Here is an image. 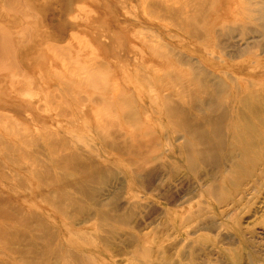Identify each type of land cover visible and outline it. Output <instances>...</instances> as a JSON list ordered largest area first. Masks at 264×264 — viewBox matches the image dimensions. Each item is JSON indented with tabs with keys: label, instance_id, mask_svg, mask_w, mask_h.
Returning a JSON list of instances; mask_svg holds the SVG:
<instances>
[{
	"label": "rangeland",
	"instance_id": "1",
	"mask_svg": "<svg viewBox=\"0 0 264 264\" xmlns=\"http://www.w3.org/2000/svg\"><path fill=\"white\" fill-rule=\"evenodd\" d=\"M32 1L33 2L26 3L29 9L33 12L31 14L33 17L30 16V18L32 19V25L34 26L39 25V27L41 26V28L45 26L44 28L47 29L49 32H51V36L52 34H55L57 32L54 39L58 38L60 31L58 26V19L59 20L61 19L62 21L63 30L65 29L64 28L65 24H67L66 22L67 19L65 18V16L74 21L76 19V22L78 21L80 26H83L75 30V32H77L75 36L77 37L78 41L72 40L74 46L77 47L76 49L74 48L75 50H73V54L74 51L76 52V55L78 54L77 59L75 61V65H73L72 67L77 68V71L78 69L82 70L83 67H85V69L87 68V70L89 71L90 68H94L95 66V68L97 69V72L95 73L96 76L95 81L98 83L95 84V87H92L90 84L89 85L86 84L87 85L86 86L84 83H83L84 85H81L79 83L75 85L73 83L75 86H70L69 84L68 87L69 89L71 88V90H70V94H66L67 98H65V100L70 102V105L66 107V110L69 112L68 116L70 117L71 115L74 116L75 118L78 119L77 121L85 123V125L95 127L96 125L95 122L97 120L103 119L105 117L106 120H109L111 116L108 113H105L106 111L100 102L105 100L107 101L113 100L115 99L116 96L117 97L115 100L120 99L118 97L120 95L122 98L123 96L120 92L123 88H128V90L134 91V94L136 92V94L141 97V98L140 97L137 98V95L135 96L136 99L134 100V102H132V106L134 108H139V106L142 104L144 108L145 107L152 108L153 107L152 100L147 98V96H149L148 93L152 91L154 92L153 101L158 102V107L160 112L163 109H166L167 106L168 107L174 106L175 103L178 107L179 106L182 108L185 107L184 108L185 111L183 112L184 113L186 112L185 114L188 116L189 114L188 111H189L190 119L195 120L196 122L200 120L201 115L202 118L204 116L200 104L202 99L201 100L198 99V96L199 93L201 92V89H204L205 87H207V85L209 87L211 86V88H208L209 90L210 89L213 90V88L215 89V87L222 82V85L226 86V92L220 91L218 95L220 96L223 103H227V104L233 103V106H235L237 104L236 96L238 94L237 92L239 89H240L239 94L243 96L247 94L251 89H253V87H249L250 81H252L253 83H259V82L264 83V51H263L264 44L263 46L258 48V50H255L253 48V45L255 43L257 42L261 43V40L263 39V35L260 33H250L243 29L242 34L240 36L234 34L231 35L230 38L228 39L223 38L221 40V43L217 44L220 48L225 47V50L223 51H221L220 49L216 50L215 48H211L209 45H207L208 48L191 46L187 43L178 46L179 49L184 48L185 55L189 54L191 55L192 58H198V57L201 58V56L205 57L206 54L209 53V56L207 57L208 59L211 60L210 62H212L214 66H200L198 63H195L194 60L192 61L194 65L187 67L175 66L171 68H166V67L146 68V67H150L151 62L145 60L144 58H141L140 53L139 56L138 55L136 56L135 54H130L128 52L125 53L124 51L125 47L123 41L125 39L124 34L120 33L118 29L113 28V24L122 23V20H125L124 17L121 16L119 17L117 14L113 15L115 14V10H117L118 7L117 4H119L118 3L119 0H51V1L32 0ZM244 2L247 3L246 6L244 5ZM249 2L253 5L249 4ZM131 3L133 5L136 4L135 2H131ZM222 4L226 10H229L230 16L232 17L239 16L238 11L241 10L242 8L246 9L248 7L246 10L253 11L252 12L253 15L248 19L246 18L247 19L246 28L249 27L250 28L249 31L254 26L250 23L251 22L253 24L257 23L256 20H253L255 12L259 11L260 9H261L260 11L264 10V0H253V1L223 0ZM227 5H228V9L226 8ZM106 6H110V8H106ZM112 6H116V9H113ZM81 8H83L84 10ZM253 8L255 9V11ZM106 9L111 10L109 13L110 15H106ZM88 11L91 12L90 16L86 15V12ZM128 12H130V10H128ZM36 14L37 16H35ZM135 16H137L135 20L138 22L139 21L148 22L145 23V25H152L149 22H153L152 28H155L157 26L156 25V23H158L157 19L152 18L150 21H147L148 17L146 15L142 17L141 13H137L135 14ZM10 18H12V16ZM14 18L16 17L14 16L12 18L13 19L12 22L14 21ZM26 18H27L26 20L30 19L28 17ZM221 20L227 23L231 20V18H222ZM87 23L88 26L91 28L86 27ZM261 23L264 24V22ZM0 24H2V26H5L7 24L6 20H2L0 18ZM9 24H7V28L10 27ZM162 24L164 26H167L165 23ZM139 29H141V31L144 33H148L147 30L149 31L150 27L146 28V27H140L138 25L134 30H132V32L136 34L137 37L139 36L137 32L139 31ZM160 33L162 37H164L166 34L169 33L171 34L169 29L161 30ZM218 36H222V35L218 34ZM65 38L68 39V36L66 35ZM209 38L213 39V37L210 36ZM136 41L137 40H134L135 45H136ZM88 42L89 44H87ZM173 45L177 46L176 44ZM212 46L214 45L212 44ZM227 46L230 47L229 50L227 49ZM136 47L138 46L136 45ZM241 55L242 57L240 58L239 56ZM176 58L177 60H179L178 57ZM74 60L75 57L73 61ZM73 61L69 62V64L72 63ZM92 63L94 64L93 67L87 65ZM142 64H144L146 67L142 68ZM29 68L30 70L40 72L44 76L45 79L44 81H46V83L53 88V89L51 88L52 90L56 88V81L55 78H53V75H51L53 73L50 70L52 69L50 66L43 67V66H38V64H36L30 66ZM54 69L62 71L63 66L58 65L55 66ZM103 71H105V73H103ZM109 71L115 72L113 77H109ZM199 72L201 73L199 74ZM62 73H65V71H62ZM83 76L88 79L90 75L86 73ZM200 76L203 77L201 78ZM78 77H79L78 79L81 78L80 76ZM130 77L134 79L132 80L133 84L132 83L130 84L131 82ZM66 78L67 79H63L64 82L68 81V77ZM172 78H174V81L172 80ZM141 79L143 80V82L141 83L138 82ZM202 79L205 80V82ZM43 92L44 90L39 92L35 90V94L32 93V95L30 96V100L36 101L37 102L36 104L42 103L40 107L41 110L45 109V111L47 112L43 111L41 113L36 109H34V107L31 109L29 107H25V109L23 107H20L14 110L4 109L3 107H1L0 110L5 113L8 110H10L11 113L9 114L7 113L8 115H13L16 118V120H18L20 123L22 124L24 123L31 129L33 128L32 130L35 129L34 128L35 126L37 127L42 126L44 127V129L50 132L56 130L57 135L53 136V139L59 138L57 136H64V132L71 133L70 131L72 130L68 128L66 121L59 119V117L55 114L56 112H58V109H56V111H53L55 110L54 108L56 106V103L60 101V99L58 97L55 98V100L49 99L50 101L46 97H45L46 99L45 98L40 99L41 96L39 95L42 94ZM224 93H226L225 96ZM218 95H216L215 93V96H217L215 101H217L219 97ZM169 101L172 102L173 104L170 103ZM51 102H54L53 103L54 105L52 107L48 106L47 104V103L50 104ZM202 102L204 103L205 101ZM45 103L47 104L46 106H44ZM197 104L199 108L195 109L197 108ZM202 106L204 107L203 104ZM15 110L20 112L15 113ZM26 111L28 112L25 114ZM221 112L222 110L220 111V109H217L215 113L212 112V114H214L215 116H220L222 115ZM208 113L206 115L208 116L211 115V112L208 111ZM249 116L253 118V122H251L250 117H248L247 120L244 121L245 123L243 124V130L244 127L249 128L250 126H254L255 134L257 133L259 134L257 135L258 138L255 140V145H256V147H254L255 155L251 153H249L248 155L244 154L245 157L242 156L243 158L241 157V160L237 159L235 160V162L233 161L235 158L231 157L232 159L229 158V160L233 162H229L228 164L227 162L225 164V162L223 161V159L226 158L228 155L226 152L228 153L237 152L236 154H239V151L241 152L244 146V145L241 146V144H244V140H242V138H239L238 148L229 145V143L232 144V142H234L232 140H234L233 136H234V132L236 131L237 123L234 122L236 116L228 114L227 116L229 117L228 123L218 122L219 125L217 126V128H224V129L228 128L227 129L228 131L225 132V137H224L225 142L223 143L225 144L227 142V144L225 145V147L222 148V150L225 151L223 152L222 155H220V160H221L220 169L216 170L217 168L215 167H212L213 168L212 169L210 167L205 168L203 166L202 168H200L198 164V166L196 165V172H197L196 174L190 172L186 160L198 158V157L193 155H189L191 156L189 157L187 155H184L185 153H183L180 150L181 149L180 146L182 144L185 143L194 144V141L192 140V138L186 136V133L184 132L185 131L184 128L181 127V125L178 123L177 120L174 121V131L169 130L170 133L174 132L173 137H171L172 140L162 141L161 140L162 131L164 130V132L166 133L167 130L169 129L168 126H170L171 124H167V122L165 121L157 123L156 121L157 116L156 113L154 112L142 113L141 115L139 113V116L135 115V118L141 119L142 121L141 124L143 126L140 124V126L143 127L142 131L144 130L151 131L152 129L156 131L155 133H157V136L159 134L160 140H158L157 142L159 143L163 142V143L160 144V146H156L157 148L153 146L142 147V145L139 146L137 145L135 147L132 145H127L122 147V146H117L115 141L113 142V144L116 145L115 147L113 145V148H115V150L112 148L111 145L112 143L110 144L111 147H102L101 142L98 139L96 140L93 139L94 137H92L91 135L92 133L89 134L85 128H81L79 125L78 128L76 129L77 133L84 136L82 138H85L89 142V144L93 146H89V144H85V142L80 140V142H82L81 143L82 145L80 144V146L78 147L77 163L72 162L71 166L67 164L70 168H68V166L65 167L66 165L64 167L67 168V170H69L67 171L66 174H72L75 177L77 176V174L78 175L96 174L93 181H87L88 182L87 184L90 185V186L87 185L88 187L86 188L87 192H89V195L88 198L84 199L83 203L78 204L77 205L78 207L72 206L71 203H69L68 201L71 202L70 199L71 196L72 197L75 196L73 194L72 195L70 194V191L66 186L60 185L59 187L57 184V188L55 187H53L52 189L48 188L49 185H47L48 183L45 181L46 174L43 172L44 165L41 164L40 162L29 163L28 161L25 160L27 158L25 159L23 158L24 161L19 162V164L0 163L1 164L0 168H2L0 174H12L11 176H14L13 179L15 181L18 180L22 182L21 185H18L15 182L14 183L15 185L13 184L14 186L10 187L9 190L0 185V191H1L0 195L2 194L0 197L4 199L5 205L7 204L6 205L7 207L9 205L10 206L12 205L16 208H21L23 210L21 209L18 210H20V212L25 214H29L31 212L35 214H37L38 212V215L40 214L39 217L41 222L44 223L45 226L44 229L50 232L52 240L54 239L53 240L54 254L52 255V257L55 258L53 259L51 257L50 260L48 259V261L52 260L51 263L53 264H55V260H56V264H60V260H58V258L60 257V253L65 255L64 252H66L67 250L75 252L73 253V255H75L76 257L78 256L77 259H79L80 264H155L156 260L158 259V255L160 251L163 250L162 248H164V250L169 249L170 254L177 253L175 252L177 249H179L180 251L184 249L182 256L184 255L183 259L186 258L188 256V255L186 256V254H188L187 252L189 251L190 246L194 241L198 242L195 243L197 246L193 244V246H195L196 249H198V256H197L198 260L196 261V264H203V262L204 261L206 262L207 260L210 262H216L217 260H219V258H217L219 256H221L222 260L225 261L227 264H231V260L229 258L227 259L224 256L225 253L224 250L234 249L235 251V248L238 246L237 244H235L234 246L231 247L227 245V242H225L226 245L224 243L221 244L217 243L216 237L218 234L225 235L223 237L229 240H231V238L233 239V237L235 236L234 241L238 242L239 244L238 252L235 251L236 253L234 254L235 260L241 261L243 257L245 258L247 257L246 255L249 252L251 253L252 260L254 261V263L263 264L264 263V142L262 141L264 140V114L263 113L260 114L258 116V119L254 118L251 115ZM51 118H56L57 121H52ZM147 118L150 120L149 123L146 122ZM249 122H251V124ZM260 122L262 125L260 124ZM115 124H117V121H115ZM125 132L129 133L130 131L128 132L125 130ZM136 138L138 137L136 136ZM185 139H187L188 141ZM149 142H154V141H149ZM139 147L144 148V150L138 149ZM145 148L147 150H145ZM197 148L198 147L195 146L190 147L192 151H195ZM149 149L151 150V152L153 151L152 153L149 152L150 154L148 153ZM132 150L133 153L135 152L134 154L131 152ZM258 150L260 152H258ZM117 151L120 152L118 153ZM143 151L144 153H142ZM129 152L131 153V155L133 154L132 157L131 155L130 156L128 155ZM260 153L262 156L259 155ZM133 157L134 158L137 157L139 160L142 161V162L141 161L138 162V165H140L139 168H142V171L140 173L138 172L137 174H135L136 175L135 178L137 179L138 182H136V180H133L132 178L131 180H129L130 178L129 174L130 172H133L131 170H134L133 168L134 163H136L137 162L136 160H138L137 158H135L136 160L133 159ZM130 158L133 159V163L131 162V164H133L131 168H130L131 165H129ZM254 162L256 164H254ZM125 163L127 166L125 165ZM232 164L234 166L237 164L236 166L239 169H235ZM260 164H262V166ZM3 165L10 168L11 171L10 170L3 171V168H5ZM17 165L18 166L21 165V166L18 168ZM224 165L225 168L223 167ZM21 168L24 169L27 168L28 170L23 171ZM30 168H32L31 171ZM86 168L87 170L91 169V171L89 170L87 171ZM207 169L209 170V172ZM213 170L216 171L217 173L215 174L216 175L215 181L217 182V185L221 184V187L225 189L224 193H226L225 195H227L228 198V201L227 199L221 201V205L217 203V201L214 199L212 194L209 193L204 194L201 192L205 188V186L202 185L203 183H205L206 186H208L210 185L209 182L212 183V181H214L211 180V175L213 173ZM30 174H40L41 181L44 183V185L46 184L48 186L47 187L48 190L50 189L48 194L51 197V199L54 200V202L57 203V201H59L58 199L60 198L61 209L62 207L63 209L65 208L64 210H62L64 216L58 214L57 212L54 213L53 210L45 208L44 207L45 205L39 202L37 204H33V205L31 204V202L29 201L30 198L33 200H36L38 198L40 199L42 195L40 194L39 186H36L34 183H32V186H30V182H29ZM226 179L228 183L226 182ZM25 180H27V182H25ZM70 180H73V177L71 178L67 177V181L69 182ZM3 181H5V179ZM131 181H133L132 182L133 184L131 183ZM144 182L148 183L146 184L148 187L141 188L139 190L138 187L139 188L141 187L140 183H144ZM242 184H244L246 188ZM58 187L60 188V190H58ZM153 188L157 189V191H154L155 192L154 194L149 192V190L150 191L154 190ZM76 197H78V199L81 198V196L80 197L76 196ZM64 198L65 201H61L64 200ZM232 199L233 201L231 202ZM66 201L67 204H65ZM234 202H236L237 204L236 203L234 204ZM226 204L227 205L229 204L228 205L229 207L228 206L226 207ZM31 205L34 208L32 210L30 209ZM236 205H238V208ZM171 209L176 211V213L179 214L180 218L183 217L182 220L184 218L186 219V217L189 216L188 214H194V215L199 214L201 219H199L200 221L194 220L188 223L185 226V228L182 227L179 229L180 224L178 223H180V221H178L176 224L171 226L170 223L172 222H170V219L168 217L166 218V213H165L166 210L170 211ZM117 210H118L117 213L120 215L122 214L131 215L132 218L127 222V226H119L116 221L111 222L110 220H108V218L106 219L98 218V216L100 215L109 214L110 212ZM65 211L67 213H64ZM65 214H67V216ZM88 220H90L91 222H89ZM69 222L74 224V226L72 224L70 226V224H68ZM199 222L200 223L206 222L207 225L208 223L209 225L211 224L210 226L209 225L208 226L212 230L206 229V231H200L198 234L189 236L186 233V231L189 232L188 230L191 231L192 228H196ZM71 228H73L75 231H73V229ZM54 232L56 233V235H54L55 234ZM100 238L101 240H99ZM134 240H136L138 243L137 242L136 244L133 243L135 242ZM177 241L179 243H177ZM42 242L43 241L41 242L37 241V244L40 243V245L39 244L38 245L43 246L44 243ZM87 244H89V246ZM173 244L175 245L173 246ZM1 246L2 245H0V248ZM218 246L221 247V250L223 249L224 250L219 251ZM17 247H19L20 249L22 248V246L19 245V243ZM64 247L66 250L64 249ZM61 249L63 250L62 251L63 253L60 252ZM143 249H145L146 251ZM31 250H36V249L30 248V251ZM38 251L40 250L38 249ZM211 251H213L214 253ZM219 252L220 254H218L217 256L216 254ZM55 255L56 256L59 255V256L56 257ZM4 257L6 256L0 255V261L8 262L9 264H14V263L17 264L19 262L13 256L8 255V257L6 258ZM83 258H85V260ZM213 258L216 260H214ZM18 264H22V263L19 262Z\"/></svg>",
	"mask_w": 264,
	"mask_h": 264
},
{
	"label": "crops",
	"instance_id": "2",
	"mask_svg": "<svg viewBox=\"0 0 264 264\" xmlns=\"http://www.w3.org/2000/svg\"><path fill=\"white\" fill-rule=\"evenodd\" d=\"M145 1H147V0H120L118 2L120 4H117L118 5L117 10H115V14H113V15L117 14L119 17L121 16V17L125 18V20H122V23L113 24L114 29H118L120 31V33L124 34L125 39L123 41H124L125 53L128 52L130 54H135L136 56L137 55L139 56V53H140L141 58H144L145 60L151 62L150 67H146L144 64H142V68L143 67H146V68H156V67L171 68V67H175V66L186 67L187 65L192 66V65H194V63H192L193 59L195 60V63H198L200 66H214V64H212V62H210L211 60L208 59V57H207V56H209V53H207L205 57L201 56V58L200 57L192 58L191 55H189V54L185 55L184 48L179 49L178 46L181 44L187 43L191 46H198L200 48L201 47L208 48L207 45H209L211 48H215L216 50L220 49L221 51H223V50H225V47L220 48L217 45L218 43H221V40L223 38L228 39V38H230L231 35H234V34H236L237 36H240L242 34L243 29L249 32V27L246 28L247 27V22H246L247 15L244 12H243V14H241L240 11H238L239 16H237V18H236V16L235 17L230 16L229 10H226L222 4L223 0H218L217 2H215L214 6L216 8L214 9V12H210L206 15H205V12L203 10V8H205L204 7L205 4L201 0H199V1L197 0V2H196V0H190L193 2H190L189 0H188L189 2L187 0H184V1L183 0L182 1L176 0L177 4H179L178 5L179 7L177 6V4L175 5V1L172 2L173 0L172 1L170 0L171 2L169 0L168 1L165 0L167 2H164L163 0L162 1L161 0H155V1H157L156 3L153 0L154 4L151 0H148L147 2H145ZM194 1L199 6L197 4H195ZM131 2H135L137 5H140V6L133 5ZM143 2H144V4H143ZM149 2L152 6L149 4ZM181 2H182V4H181ZM147 3H148V5H147ZM166 3H168V4H166ZM191 3H194V5L192 4L193 7H190ZM163 4H165V5H163ZM172 4L175 6V8H173V6H170ZM187 4H189L188 5V7H190L189 9L188 8L185 9V7H187ZM141 5H144L145 8H143L144 6L141 7ZM160 5H162V6H160ZM167 5H169L170 8ZM184 5H185V7H184ZM196 5H197V7H196ZM153 6L155 7V9L152 8ZM112 7H113V9H116V6H112ZM131 7H133V8L131 9ZM167 7L169 9H166ZM177 7L179 8V10H180V7L182 9L179 13V15H180L179 17L176 16V15H178V12H179V10H176ZM106 8H110V6H106ZM138 8L140 11L137 10ZM151 8H152V10L154 9L153 10V12H154L153 16H151L152 15ZM198 8H200V9H198ZM226 8L228 9V5ZM142 9H146V10H142ZM161 9H162V12H161ZM128 10H130V12H128ZM155 10H158V14H157V12H155ZM164 10L165 11L168 10V11L165 12ZM190 10L191 11L193 10L195 12H193V11L191 12ZM110 11H111L110 9L109 10L106 9V15H110L109 14ZM132 11H133V13H132ZM137 11H139V12H137ZM163 11L165 13H167V15L165 13H163ZM116 12H118V13H116ZM144 12H146V13H144ZM168 12H169V14L171 13L170 19L168 17ZM103 13H105V12H103ZM137 13H141L142 17H144V15H146L148 17L147 21H150L152 18H154V19L158 18L157 19L158 23H156L157 26L155 28H152L153 22H149L152 25H145V23H148V22L136 21L135 18H137V16H135V14H137ZM190 14L193 17H191ZM86 15L90 16L91 12H89V11L86 12ZM173 16L174 17L176 16V18H178V19H175ZM181 16L186 17V19L182 18ZM243 16L245 18H243ZM128 17L130 18V20ZM132 17L134 18V20ZM150 17H151V19H149ZM172 17L177 22L179 20L178 23H181V24H184L185 23L184 21H186V23L188 25L187 29L190 28L192 30H190V29L186 30V26H187V25L185 26L186 23L184 24L185 28H183L184 26L183 27L177 26L179 24H177ZM238 17L239 18L241 17V18L239 19ZM23 18H25V20L22 18H18V17L14 18L12 25L10 23V27H8L9 29L7 28V33H6L7 35L2 40L0 38V40H1L0 41V44H1L0 45V52H1L0 53V92H1L0 93V99L3 98L6 100V102L4 100H0V104L2 103L0 105V108L3 107L4 109L6 108V109H13L14 110V109H17L20 107H23L24 109H25V107H29L30 109L34 107V109H36V110L38 109L37 111H39L41 113H42V111L47 112V111H45V109L41 110L40 107H41L42 103L36 104L37 103L36 101L30 100V96L32 95L31 92L34 91L33 93L35 94V90H37V92L44 90V92L39 95V96H41L40 99L46 97L48 99H54L55 100V98L58 97L61 102L58 101L56 103V106L54 108L55 110H53V111H56V109H58V112H56L55 114L59 117V119L66 121L68 128L71 129L72 131H70L71 133H65L64 132V136H57L59 138L53 139V136L57 135L56 130H53L50 132V131H47L46 129H44V127H42V126H39V127L35 126L34 127L35 129L32 130L33 128L31 129L27 125H25L24 123L23 124L20 123L18 120H16V118L13 115H8L9 113H11L10 110H8L6 113L5 112L3 113V111L0 110V119H1L0 120V127H1L0 128V142H1L0 143V163H12V164L19 163L21 161H24L23 158H27V155H28V158L26 159V161L28 160L29 163L38 161L44 165V171L43 172L46 174L45 175V178H46L45 181L50 185L49 187L48 186H45V187L52 189L55 186L57 187V183L53 182L54 183L53 184L51 182L53 180L52 177H57L58 175L60 176V174L62 173L58 167L59 164H56V162L61 163V159L59 160V157L62 154L70 155V152H71L73 156L72 155H70V156H72V157L76 156L72 162L77 163V161H78V147L82 143V142H80V140L85 142V144H89V142L85 138H82L84 136L77 133L76 129L78 128L79 125L81 128H85L89 134L92 133L91 135H92V137H94L93 139L94 140L98 139L101 142L102 147H110L112 140L115 141V143L117 145L119 144V146H123V144H126V145H132V146L142 145V146H147V147L148 146L156 147V146H160V144L163 143V142H161V143L157 142L158 140H160L159 134L157 136V133H155L156 131H154L152 129H151V131H145V130L142 131L143 127L140 126V124L142 122L141 119L135 118V115L139 116V113L141 115L142 113L154 112V113H156V116H157L156 117L157 123L165 121V122H167V124H171L170 126H168L166 124L169 127V129L167 130L166 133L162 129L163 131L161 133L162 134L161 140L162 141L172 140L171 137H173L174 132L173 133L169 132V130L174 131V121H173L174 120V112H172L173 111L171 109L172 106H169V107H167V109H163L160 112L159 107H158V102L153 101L154 92H152V91H150L148 93L149 96H147L148 99L152 100V103H153L152 108L151 107H145L144 108L143 104L140 105L139 108H134L132 106V102H134V100L136 99L135 96L137 94H136V92L134 94V91L128 90V88H123L121 90L120 93L123 96L122 98L120 95V96H118L120 99L115 100L117 97L116 96L115 99H113V100H110V101L105 100V101L100 102L106 111L105 113H108L111 117L109 120H106V117L103 119L97 120L95 122L96 123L95 127L88 126V125H85V123L77 121L78 119L72 115H71V117L68 116L69 112L66 110V107H68L70 105V102L65 100V98H67L66 94H70V90H71V88L69 89L68 85L70 84V86H75L79 83L81 85H84V84L89 85L90 84L92 87H95V84L98 83L95 81V79H96L95 73L97 72V69L95 68L93 63L87 64L88 66H91V67L94 66V68H90L89 71L87 70V68L85 69V67H83L82 70L78 69V71H77V68L72 67L73 65H75V61H76L77 56H78V54L76 55L75 51L73 54V50H75L77 47L74 46V44L72 43V40L75 39L78 41V39L75 37V35L77 34V32H75V30L79 29L80 27H83V26H80L78 21L73 22L71 19H69L68 17L65 16V18L67 19L66 20L67 24H65V26H64L65 29L63 30L62 21H61V19L60 20L58 19V26H59L60 31H59L58 38L54 39L57 32L55 34H52V36H51V32H49L47 29H45L44 28L45 26H43L42 28H41V26L39 27V25L34 26V25H32V21L26 23L27 18L26 17H23ZM164 18L169 19V21L167 19H166L167 21L166 20L163 21L162 19H164ZM222 18H231V20L229 22L225 23L221 20ZM262 18H264V12H262ZM181 19H182V21H181ZM183 19H184V21H183ZM196 21L197 22L200 21V22L197 23ZM166 22H168V23H166ZM173 22L176 23L177 25L172 24ZM69 23H70V25H69ZM162 23H165L167 26H164ZM216 23H217V25H216ZM73 24H74V26H73ZM138 25L140 27H146V28L150 27V30L148 31L146 29L148 33H144L141 31V29H139V31H137L139 36L137 37V35L134 34L132 32V30H134ZM189 25L191 27H189ZM24 26H26V27H24ZM86 27H89L88 23H87ZM173 27H176V28L174 29ZM15 28H16V30L13 31V29H15ZM89 28H91V27H89ZM166 29H169L171 34L169 33L170 35L166 34L164 37H162V35L160 33L161 30H166ZM183 29H185V30H183ZM20 30L24 34H22ZM185 31H188V32H185ZM15 32H17V33H15ZM18 32H20V34H22V35H20ZM209 32L213 33V36H212L213 39L207 37ZM198 33H199L198 37L200 39L195 38V37H197L196 34H198ZM224 33H225V35H223ZM16 34H18V35H16ZM218 34H220L222 36H218ZM66 35L69 37L68 39L70 41L67 40V38H65ZM15 37H17V38L15 39ZM25 38H26V40H25ZM197 39H199V40H197ZM22 40H24V41L22 42ZM134 40H137L136 45L138 47H136ZM25 41H28V43H30V44H28ZM21 42H22V44H21ZM46 43L48 45H46ZM87 44H89V42ZM173 44H176L177 46H175ZM212 44L214 46H212ZM47 46H48V48H47ZM4 47H6V48L9 47V49H6ZM18 47H19V49H18ZM90 47H91V45H90ZM5 49H6V51H5ZM227 49L229 50L230 47L227 46ZM91 50H93V49H91ZM167 51L171 52L173 55L171 53L168 54L169 52H167ZM49 52H50V54H49ZM58 52H60V53H58ZM51 53L53 56L51 55ZM62 53H63V55H62ZM187 55H189V56H187ZM56 57H59V58H56ZM74 57H75V60L73 61ZM176 57H180L179 60H177ZM60 58H62V59H60ZM65 58L67 60H64ZM59 59L62 61H60ZM71 61H73V62L69 64V62H71ZM11 62H13V63H11ZM185 62H187V63H185ZM36 64H38V66H43V67H47L49 65L52 68V69H50L51 72L53 73L51 75H53V78H55V81H56V88L54 90H52L53 88L50 85H48L46 83V81H44L45 80L44 76L40 72L30 70L29 67L36 65ZM58 65H62L63 66L62 71H66V72L62 73V71L54 69V67L58 66ZM7 66L8 67L11 66V68H8ZM72 68H74V69H72ZM10 69H12V70L10 71ZM71 70L73 72H71ZM8 71H10V72H8ZM86 73H88V75H90L88 79L83 76ZM103 73H105V71H103ZM114 74H115L114 71H112V72L109 71V77H113ZM78 76H80L81 78L78 79L79 78ZM66 77H68V81L64 82L63 79H67ZM25 79H26V81H25ZM36 80H38V81H36ZM132 80H134V79H132L130 77V81H131L130 84L131 83L133 84ZM166 80H167V78H166ZM172 80L174 81V78H172ZM31 82L33 83V86H31L32 85ZM138 82L141 83V82H143V80L141 79ZM14 86H17L15 88H19V93H16L18 91H17V89H15L16 91L14 90ZM19 86H21V87H19ZM34 87L35 88L37 87V88L35 89ZM24 91H25V93H24ZM27 91H28V93H27ZM13 92H15V93H13ZM139 97L140 96L137 95V98H139ZM53 103L54 102H51L50 104L47 103V104H48V106L52 107L54 105ZM61 103H62V105H61ZM4 104L6 106H4ZM47 104L45 103L44 106H46ZM28 111H26L25 114ZM16 112L18 113L20 111L15 110V113ZM166 113H168V114H166ZM4 116H7V118L6 117L4 118ZM128 116H130V117H128ZM6 119H9L10 121L6 120ZM51 120L57 121L56 118H51ZM115 121H117V124H115ZM149 121L150 120L147 118L146 122L149 123ZM66 123H65V125H66ZM7 124H9V126ZM11 124L13 127H11ZM132 124H135V125H132ZM1 125H4V126H1ZM144 125H147V124H144ZM7 126H8V128H7ZM2 128L5 129V132ZM12 129H13V131H12ZM19 129H20V131H18ZM9 130H11V131H9ZM125 130L128 132L130 131V132L126 133ZM7 131H9V132L6 133ZM109 135L113 136V138L110 139ZM153 135H155V136H153ZM136 136L138 138H136ZM164 136H166V137H164ZM3 140H4V142H2ZM22 141L24 142V144H22L23 143ZM149 141H154V142H149ZM7 143H8V145H7ZM16 143H17V145H16ZM39 145H40V147H39ZM16 146H18V147H16ZM24 146H26V147H24ZM49 146H51V147L49 148ZM66 146H67V148H66ZM89 146H93V145L89 144ZM15 149L17 150V152ZM29 149H31V150H29ZM59 150H61V151H59ZM20 151H22L23 156H25L26 154L27 155L25 157H22L20 154L21 153ZM64 151H66L67 153H65ZM15 152H16V154H15ZM34 153H37V154H34ZM38 153H39V155H38ZM51 156H52L53 160H50ZM55 156L58 159V161L56 160V162H54L56 159ZM45 158H48V160L47 159L45 160ZM14 159H15V162H14ZM14 168H15V166H14ZM9 169L10 168H8L6 166H5V168H3V170H7V171H9ZM31 169L32 168H30V170ZM22 170L27 171V168H25V169L22 168ZM0 171H2L1 168H0ZM57 172H59V173H57ZM11 175L12 174H0V185L3 186L4 188H7L8 190L10 187H13L15 185L14 179H13L14 176H11ZM4 179H5V181H3ZM29 182H30V186H32V183L37 185V180L35 181V180L30 179ZM29 201L31 202L32 205L37 204V201H35L31 198ZM32 205H31L30 209H34ZM44 207L48 208V206H44Z\"/></svg>",
	"mask_w": 264,
	"mask_h": 264
},
{
	"label": "bare ground",
	"instance_id": "3",
	"mask_svg": "<svg viewBox=\"0 0 264 264\" xmlns=\"http://www.w3.org/2000/svg\"><path fill=\"white\" fill-rule=\"evenodd\" d=\"M47 1V0H46ZM51 1V0H50ZM120 1V0H119ZM148 1V0H147ZM147 1H145V2H147ZM152 2H153V4H154V1L153 0H151ZM150 1V2H151ZM162 1V0H161ZM164 2H167V1H165V0H163ZM170 1V0H169ZM172 1V0H171ZM170 1V2H171ZM175 1V5L177 4V2H176V0H173L172 2H174ZM179 1V0H178ZM180 1H182V0H180ZM184 1V0H183ZM188 1V0H187ZM190 1V0H189ZM188 1V2H189ZM199 1V0H198ZM202 2H204V7L205 8H203V10H204V12H205V15L206 14H208V13H210V12H214V9L216 8L215 6H214V4H215V2H217L218 0H201ZM238 1V0H237ZM250 1H253V0H250ZM27 2H33L32 0H0V18L2 19V20H6V23L7 24H9V23H11L12 22V18L15 16V17H18V18H22V19H24L25 20V18H23V17H28V18H30V16L31 17H33L31 14L33 13L30 9H29V7L27 6ZM53 2V1H52ZM55 2H57V1H55ZM136 2V1H135ZM150 2H149V4H150ZM151 2V3H152ZM157 1H155V3H156ZM186 2V1H185ZM187 2V3H188ZM190 2H193V1H190ZM195 2V1H194ZM196 2H197V0H196ZM195 2V4H197ZM120 4V3H119ZM140 4V3H139ZM143 4H144V2H143ZM161 4V3H160ZM166 4H168V3H166ZM171 4V3H170ZM181 4H182V2H181ZM190 4V3H189ZM189 4H187V7H185V5H184V7H185V9L186 8H190V7H193V5H194V3H191V6L190 7H188V5ZM193 4V5H192ZM202 4V3H201ZM249 4H251L250 2H249ZM33 5V4H32ZM57 5H58V3H57ZM135 5H137V4H135ZM147 5H148V3H147ZM146 5V6H147ZM151 5V4H150ZM149 5V6H150ZM158 5V4H157ZM163 5H165V4H163ZM179 4H177V6H178ZM198 5V4H197ZM197 5H196V7H197ZM217 5V4H216ZM244 5L246 6L247 5V3L246 2H244ZM251 5H253V4H251ZM56 6V5H55ZM54 6V7H55ZM121 6V5H120ZM137 6H140V5H137ZM136 6V7H137ZM142 6H144V5H141V7ZM152 6V5H151ZM160 6H162V5H160ZM168 7H169V5H167ZM170 6H173V8H175V6L172 4V5H170ZM199 6V5H198ZM243 6V5H242ZM57 7V6H56ZM122 7V6H121ZM130 7V6H129ZM166 7V6H165ZM166 8V9H169V8ZM179 7V6H178ZM176 8V10H179V8ZM251 7H254V6H251ZM133 7H131V9H132ZM143 8H145V6L143 7ZM150 8V7H149ZM148 8V9H149ZM152 8H154L155 9V7L153 6ZM152 8H151V10H152ZM248 8V7H247ZM246 8V9H247ZM81 9H83V8H81ZM153 9V10H154ZM157 9V8H156ZM165 9V8H164ZM198 9H200V8H198ZM231 9V8H230ZM246 9H241V10H239L240 11V13L241 14H243V12L247 15V19L249 18V17H251L253 14H252V12L253 11H248V10H246ZM252 9V8H251ZM254 9V8H253ZM258 9H260V8H258ZM33 10V9H32ZM84 10V9H83ZM137 10H139V8L137 9ZM142 10H146V9H142ZM150 10V9H149ZM148 10V11H149ZM153 10H152V15L151 16H153V14H154V12H153ZM175 10V9H174ZM182 9H181V7H180V10H179V12H178V15H176L177 17H179L180 15H179V13H180V11H181ZM194 10V9H193ZM192 10V11H193ZM196 10V9H195ZM257 10V9H256ZM261 10V9H260ZM256 11L255 12V15H254V18H253V20H256V24L254 23H252L251 21V23L250 24H252V25H254L252 28H251V30L249 31L250 33H260V34H262L263 35V39L261 40V43H259V42H257V43H255L254 45H253V48L255 49V50H258V48H260L261 46H263V44H264V24H262L261 22H264L263 20V18L261 17V15H262V12H264V10H262V11ZM136 11V10H135ZM140 11V10H139ZM139 11H137V12H139ZM165 11V10H164ZM163 11V13H165V12H167V11H165L164 12ZM187 11V10H186ZM185 11V12H186ZM191 11V10H190ZM191 11V12H192ZM197 11V10H196ZM200 11V10H199ZM254 11H255V9H254ZM81 12H82V10H81ZM93 12V11H92ZM155 12H157V14H158V10H155ZM160 12V11H159ZM161 12H162V9H161ZM183 12V11H182ZM184 12V13H185ZM193 12H195V11H193ZM201 12V11H200ZM235 12V11H234ZM38 13V12H37ZM132 13H133V11H132ZM135 13V12H134ZM144 13H146V12H144ZM149 13V12H148ZM174 13V12H173ZM202 13V12H201ZM39 14V13H38ZM77 14V13H76ZM95 14V13H94ZM156 14V13H155ZM166 15H167V13H165ZM175 14V13H174ZM177 14V13H176ZM188 14V13H187ZM192 14V13H191ZM190 14V15H191ZM234 14H236V13H234ZM55 15V14H54ZM170 15H171V13L169 14V12H168V17H169V19L171 18L170 17ZM189 15V14H188ZM203 15V14H202ZM233 15V14H232ZM257 15H258V18H257ZM12 16V18H10ZM35 16H37V14L35 15ZM176 16L174 17L175 19H178V18H176ZM187 16V15H186ZM256 16V17H255ZM77 17H78V15H77ZM172 17V18H173ZM182 17V16H181ZM191 17H193L192 15H191ZM200 17V16H199ZM202 17V16H201ZM242 17V16H241ZM240 17V18H241ZM40 18V17H39ZM75 18V17H74ZM173 18V19H174ZM182 18H185L186 19V17H182ZM237 18V17H236ZM239 18V17H238ZM239 18V19H240ZM243 18H245L244 16H243ZM260 18H262V19H260ZM31 19V18H30ZM26 20V22L27 21H32V19L31 20ZM125 19V18H124ZM150 19H151V17H150ZM158 19V18H157ZM167 18H164V19H162L163 21H165ZM169 19H167L168 21H169ZM174 19V20H175ZM33 20H35V19H33ZM69 20V19H68ZM134 20V19H133ZM166 20V21H167ZM198 20V19H197ZM244 20V19H243ZM242 20V21H243ZM71 21V20H70ZM72 21H74V20H72ZM71 21V22H72ZM75 21H76V19H75ZM74 21V22H75ZM129 21V20H128ZM181 21H182V19H181ZM183 21H184V19H183ZM238 21V20H237ZM70 22V23H71ZM160 22V21H159ZM172 22V21H171ZM175 22L177 23V24H179V25H177L176 23H172V24H175V25H177V26H179V27H183L184 26V24L186 23V21H184L185 23L184 24H181V23H178L179 22V20H178V22L175 20ZM193 22V21H192ZM197 22V21H196ZM195 22V23H196ZM198 22H200V21H198ZM197 22V23H198ZM213 22V21H212ZM70 23H69V25H70ZM131 23V22H130ZM203 23V22H202ZM244 23V22H243ZM249 23V22H248ZM3 24V23H2ZM2 24H0V38H1V40L7 35L6 33H7V24L5 25V26H2ZM170 24V23H169ZM168 24V25H169ZM10 25V24H9ZM8 25V26H9ZM171 25V24H170ZM181 25V26H180ZM187 25V23L185 24V26ZM216 25H217V23H216ZM252 25H250V26H252ZM256 25V26H255ZM73 26H74V24H73ZM185 26L183 27V28H185ZM200 26V25H199ZM24 27H26V26H24ZM70 27V26H69ZM189 27H191L190 25H189ZM198 27V26H197ZM174 29L176 28V27H173ZM188 28V25L186 26V30H189V29H187ZM200 28V27H199ZM202 28V27H201ZM223 28V27H222ZM9 29V28H8ZM22 29V28H21ZM71 29V28H70ZM250 29V28H249ZM14 30H16V28L15 29H13V31ZM23 30V29H22ZM77 30V29H76ZM183 30H185V29H183ZM190 30H192V29H190ZM21 31V30H20ZM33 31V30H32ZM74 32V31H73ZM180 32V31H179ZM185 32H188V31H185ZM190 32V31H189ZM203 32V31H202ZM15 33H17V32H15ZM19 34H20V32H18ZM21 33H22V31H21ZM71 33V32H70ZM22 34H24V33H22ZM22 34H20V35H22ZM31 34V33H30ZM181 34V33H180ZM10 35V34H9ZM8 35V36H9ZM16 35H18V34H16ZM19 35V36H20ZM170 35V34H169ZM189 35V34H188ZM191 35V34H190ZM197 35V37H195V38H199L198 37V35H199V33L198 34H196ZM223 35H225V33L223 34ZM7 36V37H8ZM70 36V35H69ZM209 36L210 37H212L213 36V33L212 32H209V34L207 35V37L209 38ZM6 37V38H7ZM12 37V36H11ZM18 37V36H17ZM17 37H15V39L17 38ZM21 37V36H20ZM23 37V36H22ZM27 37V36H26ZM76 37V36H75ZM74 37V38H75ZM145 37V36H144ZM172 37V36H171ZM217 37V36H216ZM10 38V37H9ZM69 38V37H68ZM77 38V37H76ZM194 38V37H193ZM194 38V39H195ZM219 38V37H218ZM217 38V39H218ZM23 39V38H22ZM147 39V38H146ZM151 39V38H150ZM193 39V40H194ZM200 39V38H199ZM199 39H197V40H199ZM216 39V38H215ZM0 40V41H1ZM25 40H26V38H25ZM67 40H69V39H67ZM10 41V40H9ZM24 40H22V42H23ZM70 41V40H69ZM74 41H75V39H74ZM218 41V40H217ZM22 42H21V44H22ZM25 42H27L28 43V41H25ZM193 42V41H192ZM20 43V42H19ZM218 43V42H217ZM11 44V43H10ZM25 44V43H24ZM28 44H30V43H28ZM27 44V45H28ZM1 45V44H0ZM20 45V44H19ZM18 45V46H19ZM45 45V44H44ZM46 45H48L47 43H46ZM222 45V44H221ZM220 45V46H221ZM7 46V45H6ZM9 46V45H8ZM10 47V46H9ZM9 47L8 48H6V47H4V48H6V49H9ZM44 47V46H43ZM47 48H48V46H47ZM46 48V49H47ZM6 49H5V51H6ZM18 49H19V47H18ZM43 49V48H42ZM51 49V48H50ZM63 49V48H62ZM162 49V48H161ZM247 49V48H246ZM251 49V48H250ZM4 50V49H3ZM10 51V50H9ZM54 51V50H53ZM161 51V50H160ZM249 51V50H248ZM263 51H264V49H263ZM154 52V51H153ZM162 52V51H161ZM167 52H169V51H167ZM1 53V52H0ZM47 53V52H46ZM58 53H60V52H58ZM171 52H169L168 54H170ZM176 53V52H175ZM49 54H50V52H49ZM172 54V53H171ZM2 55V54H1ZM11 55V54H10ZM9 55V56H10ZM51 55H52V53H51ZM55 55V54H54ZM59 55V54H58ZM62 55H63V53H62ZM61 55V56H62ZM65 55V54H64ZM173 55V54H172ZM175 55V54H174ZM242 55H243V53H242ZM242 55L241 56H239L240 58L242 57ZM53 56V55H52ZM56 56V55H55ZM246 56V55H245ZM263 56V55H262ZM52 58V57H51ZM56 58H59V57H56ZM175 58V57H174ZM180 57H178V59H179ZM218 58V57H217ZM7 59V58H6ZM5 59V60H6ZM60 59H62V58H60ZM59 59V60H60ZM177 59V58H176ZM191 59V58H190ZM239 59V58H238ZM8 60V59H7ZM10 60V59H9ZM18 60V59H17ZM46 60V59H45ZM53 60V59H52ZM64 60H67L66 58L64 59ZM175 60V59H174ZM181 60V59H180ZM47 61V60H46ZM60 61H62V60H60ZM59 61V62H60ZM193 61H194V59H193ZM197 62V61H196ZM4 63V62H3ZM8 63V62H7ZM11 63H13V62H11ZM45 63V62H44ZM51 63V62H50ZM55 63V62H54ZM95 63V62H94ZM175 63V62H174ZM178 63V62H177ZM185 63H187V62H185ZM2 64V63H1ZM30 64V63H29ZM183 64V63H182ZM181 64V65H182ZM4 65V64H3ZM174 65V64H173ZM9 66V65H8ZM7 66V67H8ZM49 66V65H48ZM188 66V65H187ZM186 66V67H187ZM8 68H11V66L10 67H8ZM14 68V67H13ZM20 68V67H19ZM69 69V68H68ZM72 69H74V68H72ZM196 69V68H195ZM202 69V68H201ZM9 70V69H8ZM12 69H10V71H11ZM76 70V69H75ZM200 70V69H199ZM10 71H8V72H10ZM69 71V70H68ZM201 71V70H200ZM205 71V70H204ZM66 72V71H65ZM71 72H73L72 70H71ZM68 73V72H67ZM201 72H199V74H200ZM12 74V73H11ZM29 74V73H28ZM37 74V73H36ZM199 74H198V76H199ZM203 74V73H202ZM13 75V74H12ZM11 75V76H12ZM35 75V74H34ZM189 75H190V73H189ZM197 75V74H196ZM207 75H208V73H207ZM28 76V75H27ZM26 77V76H25ZM43 77V76H42ZM201 77V76H200ZM203 77V76H202ZM201 77V78H202ZM208 77V76H207ZM218 77V76H217ZM63 78V77H62ZM161 78V77H160ZM228 78V77H227ZM11 79V78H10ZM13 79V78H12ZM15 79V78H14ZM31 79V78H30ZM199 79V78H198ZM206 79V78H205ZM6 80V79H5ZM158 80H159V77H158ZM203 80V79H202ZM25 81H26V79H25ZM24 81V82H25ZM36 81H38V80H36ZM199 81V80H198ZM204 82H205V80H203ZM214 81V80H213ZM209 82V81H208ZM249 82V81H248ZM32 83V82H31ZM200 83V82H199ZM250 83V86L249 87H253V89H251L247 94H245V95H241V94H239V90H238V94H237V99H236V102H237V104L235 105V106H233V103H230V104H227V103H223V101L221 100V98H220V96L218 95V93L221 91V92H226V86L225 85H222V82L220 83V84H218L216 87H215V89L213 88V90L212 89H208V88H211V86L209 87L207 84H205V85H207V87H205L204 89H201V92L199 93V96H198V99H202L201 100V107H202V112H203V114H204V116H203V118H202V115L200 116V120L199 121H196L195 122V120H192V119H190V117H189V114H190V112L188 111V116L183 112V111H185L184 110V108H182V107H178L175 103H174V106H172V112H174V120L173 121H175V120H177L178 121V123L181 125V127L182 128H184V132L186 133V136H188L189 138H192V140L194 141V144H188V143H185V144H182L181 146H180V150L183 152V153H185L184 155H187V156H189V155H193V156H196V157H198V158H193V159H187L186 160V162H187V164H188V169L190 170V172L191 173H193V174H196L197 172H196V165L198 166V164H199V167L200 168H202V166L203 167H205V168H207V167H210V168H212V167H215V168H217L216 170H219L220 169V162H221V160H220V155H222L223 154V152L225 151H223L222 150V148L223 147H225V145L227 144V142L225 143V144H223L224 142H225V139H224V137H225V132L226 131H228L227 129H224V128H217V126L219 125L218 124V122H220V123H223V122H225V123H228V121H229V117H227L228 116V114H231V115H233V116H236V118L234 119V122L235 123H237V126H236V131L234 132V136H233V139L234 140H232V141H234V142H232V144H230L229 143V145H231V146H234V147H236V148H238V146H239V138H242V140H244V144H241V146H243V149L241 150V152L239 151V154H236V153H232V152H226L228 155H227V157L226 158H224L223 159V161L225 162V164H226V162H227V164L229 163V162H235V160H241V157L242 156H244V154L245 155H248L249 153H251V154H254V147H256V145H255V140L258 138V136L257 135H259L258 133L257 134H255V132H254V129H255V127L254 126H250L249 128H245L244 127V130H243V124L245 123L244 121L245 120H247V118L248 117H250L249 115H251V116H253L254 118H257L258 119V116L260 115V114H264V111H262V110H264V83L263 82H259V83H253L252 81H250L249 82ZM19 84V83H18ZM24 84V83H23ZM37 84V83H36ZM44 84V83H43ZM201 84V83H200ZM199 84V85H200ZM251 84H253V85H251ZM7 85V84H6ZM31 86H33V83H32V85ZM35 86V85H34ZM11 87V86H10ZM15 87H17V86H14V90L15 89H17V91L18 92H16V93H19V88H15ZM19 87H21V86H19ZM38 87V86H37ZM36 87V88H37ZM40 87V86H39ZM42 87V86H41ZM27 88V87H26ZM35 88V87H34ZM35 88V89H36ZM48 88V87H47ZM255 88V89H254ZM33 89V88H32ZM43 89V88H42ZM225 89V90H224ZM13 90V89H12ZM25 90V89H24ZM252 90H253V92H252ZM11 91V90H10ZM16 91V90H15ZM29 91V90H28ZM28 91H27V93H28ZM31 91V90H30ZM213 91V92H212ZM242 91V90H241ZM248 91V90H247ZM21 92V91H20ZM34 92V91H33ZM33 92H31V93H33ZM1 93V92H0ZM4 93V92H3ZM13 93H15V92H13ZM22 93V92H21ZM20 93V94H21ZM24 93H25V91H24ZM30 93V92H29ZM215 93H216V95H218L219 97H218V99H217V101H215V99H216V97L217 96H215ZM243 93H246V92H243ZM214 94V95H213ZM10 95V94H9ZM201 95V96H200ZM226 95V93H224V96ZM13 96V95H12ZM16 97V96H15ZM6 98V97H5ZM9 98V97H8ZM21 98V97H20ZM231 99V98H230ZM0 100H4L5 102H6V100L5 99H0ZM27 100V99H26ZM49 100V99H48ZM202 101H205L204 103L202 102ZM61 102V101H60ZM168 102V101H167ZM170 102V101H169ZM29 103V102H28ZM170 103H172V102H170ZM196 103V102H195ZM2 104V103H1ZM0 104V105H1ZM6 104V103H5ZM4 104V106H6ZM173 104V103H172ZM202 104L204 105V107L202 106ZM61 105H62V103H61ZM60 105V106H61ZM170 105V104H169ZM193 106V105H192ZM59 107V106H58ZM168 107V106H167ZM191 108V107H190ZM199 108V106H198V104H197V108H195V109H198ZM6 109V108H5ZM167 109V108H166ZM192 109V108H191ZM217 109H220V111L222 110V115H220V116H215L214 114H212V112H214L215 113V111L217 110ZM38 110V109H37ZM207 111V112H206ZM208 111L209 112H211V115H206L207 113H208ZM43 112V111H42ZM63 112V111H62ZM168 112V111H167ZM4 113V112H3ZM169 113V112H168ZM168 113H166V114H168ZM201 114V113H200ZM209 114V113H208ZM173 115V114H172ZM179 115V116H178ZM3 116V115H2ZM170 116V115H169ZM7 118V116H4V118ZM127 117V116H126ZM128 117H130V116H128ZM171 117V116H170ZM198 117V116H197ZM3 118V117H2ZM3 118V119H4ZM9 118V117H8ZM64 118V117H63ZM173 119V118H172ZM197 119V118H196ZM230 119H231V117H230ZM1 120V119H0ZM6 120H9V119H6ZM250 120H251V122H253V118L252 117H250ZM255 120V119H254ZM261 120V119H260ZM10 121V120H9ZM8 121V122H9ZM249 121V120H248ZM247 121V122H248ZM259 121V120H258ZM247 122H246V124H247ZM251 122H249L250 124H251ZM10 123V122H9ZM234 123V124H235ZM4 124V123H3ZM260 124H261V122H260ZM8 126H9V124H7ZM262 125V124H261ZM260 125V126H261ZM1 126H4V125H1ZM8 126H7V128H8ZM11 127H13L12 126V124H11ZM10 127V128H11ZM113 127V126H112ZM1 128V127H0ZM3 129V128H2ZM4 130V132H5V129H3ZM7 130V129H6ZM234 130V129H233ZM2 131V130H1ZM9 131H11V130H9ZM9 131H7L6 133H8ZM12 131H13V129H12ZM18 131H20V129L18 130ZM41 131V130H40ZM263 131V130H262ZM42 132V131H41ZM232 134H233V132H232ZM49 135V134H48ZM108 135V134H107ZM247 135H250V136H247ZM18 137V136H17ZM108 137V136H107ZM109 137H110V139L111 138H113V136H111V135H109ZM20 138V137H19ZM262 138V137H261ZM230 139V138H229ZM232 139V138H231ZM185 140H187V139H185ZM191 140V139H190ZM260 140V139H259ZM18 141V140H17ZM188 141V140H187ZM2 142H4V140L2 141ZM7 142V141H6ZM19 142V141H18ZM23 142V141H22ZM59 142V141H58ZM113 140H112V148H113ZM257 142V141H256ZM262 142H264V140L262 141ZM1 143V142H0ZM20 143V142H19ZM22 144H24V142L22 143ZM258 144H259V142H258ZM7 145H8V143H7ZM16 145H17V143H16ZM51 145V144H50ZM52 146V145H51ZM51 146H49V148L51 147ZM116 145H114V147H115ZM117 146H119V144L117 145ZM124 146H127L126 144H123V146L122 147H124ZM139 146V145H138ZM177 146V145H176ZM191 146H195V147H198L195 151H192L191 149H190V147ZM230 146V147H231ZM258 146V145H257ZM4 147V146H3ZM2 147V148H3ZM16 147H18V146H16ZM24 147H26V146H24ZM38 147V146H37ZM39 147H40V145H39ZM38 147V148H39ZM111 147V146H110ZM122 147H121V149H122ZM135 147V146H134ZM143 147V146H142ZM142 147H139L138 149H142V150H144V148H142ZM179 147V146H178ZM262 147V146H261ZM260 147V148H261ZM56 148V147H55ZM66 148H67V146H66ZM117 148V147H116ZM137 148V147H136ZM147 148V147H146ZM145 148V150H147ZM157 148V147H156ZM20 149V148H19ZM61 149V148H60ZM114 150H115V148H113ZM130 149V148H129ZM256 149V148H255ZM11 150V149H10ZM16 150V149H15ZM29 150H31V149H29ZM57 150V149H56ZM119 150H120V148H119ZM135 150H137V149H135ZM141 150V151H142ZM239 150V149H238ZM252 150H253V152H252ZM262 150V149H261ZM7 151V150H6ZM19 151V150H18ZM39 151V150H38ZM59 151H61V150H59ZM232 151H235V150H232ZM16 152H17V150H16ZM16 152H15V154H16ZM21 153V156L22 157H25V156H23L22 154V151H20ZM33 152V151H32ZM63 152V151H62ZM118 153L120 152V151H117ZM132 153H133V150L131 151ZM140 152V151H139ZM152 153L151 152V150L149 149L148 150V153ZM257 152V151H256ZM255 152V153H256ZM258 152H260L259 150H258ZM19 153V152H18ZM31 153V152H30ZM55 153V152H54ZM60 153V152H59ZM66 153V152H65ZM116 153V152H115ZM130 153V152H129ZM128 153V155L130 156L131 155V153L129 154ZM135 153V152H134ZM133 153V154H134ZM142 153H144V151L142 152ZM149 153V154H150ZM175 153H177V152H175ZM34 154H37V153H34ZM69 154V153H68ZM124 154V153H123ZM122 154V155H123ZM132 154V155H133ZM38 155H39V153H38ZM70 155H72V153L70 152ZM70 155H67L66 154V156H65V154H63V155H61L60 157H59V160L61 159V163H58V162H56V160L58 161V159H57V157L55 156V161L54 162H56V164H59V169H60V171L62 172L61 174H60V176L58 175L57 177H52V183L54 182V183H57L58 184V186L60 187V185H62V186H66L68 189H69V191H70V194L72 195H74L75 197H72L71 196V202L70 201H68L67 199V201L69 202V203H71V205L72 206H77L78 204H80V203H83V201H84V199H86V198H88V195H89V192H87V190H86V188L88 187V186H90L89 184H87L88 182L87 181H93L94 180V178H95V175L96 174H80V175H78L77 174V176L75 177L74 175H72V174H66L67 173V171H69V170H67V168H65V167H67L68 165L67 164H69V166H71V163H72V160L76 157H72V156H70ZM132 155H131V157H132ZM139 155H142V154H139ZM145 155V154H144ZM143 155V156H144ZM225 155V154H224ZM255 155V154H254ZM257 155H258V153H257ZM259 155H261V153L259 154ZM18 156V155H17ZM31 156V155H30ZM127 156V155H126ZM137 156V155H136ZM181 156V155H180ZM262 156V155H261ZM5 157V156H4ZM20 157V156H19ZM37 157V156H36ZM41 157V156H40ZM48 157V156H47ZM138 157V156H137ZM137 157H135V158H137ZM142 157V156H141ZM189 157H191V156H189ZM231 157H233V158H235L233 161H230L229 160V158H231ZM239 157H240V159H239ZM245 157V156H244ZM256 157H258V156H256ZM27 158H28V155H27ZM54 158V157H53ZM134 157H133V159H135ZM227 158H228V160H227ZM243 158V157H242ZM250 158V157H249ZM20 159V158H19ZM18 159V160H19ZM22 159V158H21ZM25 159V158H24ZM48 160V158H45V160ZM128 159V158H127ZM133 159H131L130 158V164L129 165H131L130 166V168L132 167V165L133 164H131V162L133 163ZM138 159V158H137ZM232 159V158H231ZM259 159V158H258ZM257 159V160H258ZM26 160V159H25ZM50 160H53L52 159V156H51V159ZM136 160V159H135ZM139 160V159H138ZM136 160L137 162L136 163H134V166H133V168H134V170H131V171H133V172H130V174H132V175H130L129 174V180H131V178L133 179V180H136V182H138L137 181V179L135 178L136 177V175L135 174H137L138 172L140 173L141 171H142V168H139L140 167V165H138V162H140L141 160ZM13 161V160H12ZM28 161V160H27ZM127 161H129V160H127ZM250 161H253V160H250ZM256 161V160H255ZM14 162H15V159H14ZM38 162V161H37ZM135 162V161H134ZM142 162V161H141ZM253 163V162H252ZM17 164H19V163H17ZM53 164V163H52ZM223 164V163H222ZM254 164H256L255 162H254ZM62 165H63V167H62ZM66 165V166H65ZM125 165H126V163H125ZM233 165V164H232ZM237 165V164H236ZM234 166V168L235 169H239L237 166ZM261 166H262V164H260ZM4 166V165H3ZM18 166V165H17ZM21 166V165H20ZM20 166H18V167H20ZM23 166V165H22ZM48 166V165H47ZM65 166V167H64ZM68 166V168H70ZM127 166V165H126ZM260 166V167H261ZM5 167V166H4ZM11 167V166H10ZM49 167V166H48ZM55 167V166H54ZM57 167V166H56ZM129 167V166H128ZM127 167V168H128ZM224 168H225V165L223 166ZM242 167V166H241ZM254 167V166H253ZM256 167V166H255ZM87 168H88V166H87ZM87 168H86V170H87ZM209 168V169H210ZM231 168H232V166H231ZM243 168V167H242ZM257 168V167H256ZM2 169V168H1ZM22 169V168H21ZM50 169V168H49ZM213 169V168H212ZM253 169V168H252ZM255 169V168H254ZM10 170V169H9ZM28 170V169H27ZM57 170V169H56ZM89 170V169H88ZM87 170V171H88ZM208 170V169H207ZM226 170V169H225ZM3 171H5V170H3ZM11 171V170H10ZM31 171V170H30ZM55 171V170H54ZM89 171H91V169L89 170ZM127 171V170H126ZM236 171V170H235ZM1 172V171H0ZM200 172V171H199ZM208 172H209V170H208ZM260 172V171H259ZM14 173V172H13ZM34 173V172H33ZM57 173H59V172H57ZM261 173V172H260ZM15 174V173H14ZM200 174V173H199ZM203 174V173H202ZM210 174V173H209ZM215 174H217L216 173V171H214L213 170V173H212V175H211V180H214V181H212V183H210L209 182V184L210 185H208V186H206V184L205 183H203L202 185L203 186H205V188L201 191L202 193H204V194H207V193H209V194H212V196L214 197V199L217 201V203L218 204H220L221 205V201H224V200H226L227 199V201H228V198H227V195H225L226 193H224L225 192V189L223 188V187H221V184L220 185H217V182L215 181V179H216V175ZM231 174V173H230ZM255 175V174H254ZM79 176V177H78ZM11 177V176H10ZM30 179H35V181L37 180V185L36 186H39V188H40V194L42 195V197H40V199L38 198V199H36L35 201H37V203L39 202V203H41V204H43V205H45V206H48V208L50 209V210H53L54 211V213H58V214H60V215H62V216H64L63 215V213H62V210H64L63 209V207H62V209H61V205H60V198L58 199L59 201H57V203L56 202H54V200H52L51 199V197L49 196V194H48V192L50 191V189L48 190V188L47 187H43V186H45L44 185V183L41 181V178H40V174H30ZM67 177H73V180H70L69 182L67 181ZM28 178V177H27ZM137 178H138V176H137ZM230 178V177H229ZM200 179V178H199ZM198 179V180H199ZM262 179V178H261ZM38 180H40V181H38ZM218 180V179H217ZM16 182V184H18V185H21L22 184V182H20V181H15L14 180V183ZM25 182H27V180H25ZM133 181H131V183H132ZM139 182H141V181H139ZM226 182L228 183V181H227V179H226ZM43 183V184H42ZM51 183V184H52ZM53 183V184H54ZM135 183V182H134ZM234 183V182H233ZM133 184V183H132ZM137 184V183H136ZM141 184V187L139 188L138 186V189L140 190L141 188H145V187H148L146 184H148V183H140ZM47 185H49V184H47ZM46 185V186H47ZM88 185V186H87ZM138 185V184H137ZM243 186H244V184H242ZM50 186V185H49ZM159 186V185H158ZM24 187V186H23ZM56 187V186H55ZM58 187V190H60V188ZM245 187V186H244ZM57 188V187H56ZM158 188V187H157ZM208 188V189H207ZM243 188V187H242ZM246 188V187H245ZM3 189V188H2ZM154 189V188H153ZM159 189V188H158ZM133 190V189H132ZM143 190V189H142ZM147 190V189H146ZM148 191V190H147ZM154 191H157V189H154V190H149V192H151V193H155ZM226 191H227V189H226ZM1 192V191H0ZM140 192V191H139ZM145 192V191H144ZM10 193V192H9ZM59 193V192H58ZM148 193V192H147ZM244 193H245V191H244ZM2 195V194H1ZM0 195V196H1ZM124 195V194H123ZM246 195V194H245ZM76 196H81V198L80 199H78V197H76ZM153 196V195H152ZM239 196V195H238ZM127 197V196H126ZM140 197V196H139ZM229 197V196H228ZM65 198H66V196H65ZM65 198H64V200H61V201H65ZM68 198V197H67ZM125 198V197H124ZM6 199V198H5ZM25 199V198H24ZM63 199V198H62ZM32 201V200H31ZM67 201H66V203L65 204H67ZM230 201V200H229ZM233 201V199L231 200V202ZM7 202V201H6ZM230 202V203H231ZM239 202V201H238ZM241 202V201H240ZM8 203V202H7ZM10 203H12V202H10ZM62 203H64V202H62ZM68 203V204H69ZM131 203H133V202H131ZM224 203V202H223ZM236 202H234V204H235ZM262 203V202H261ZM237 204V203H236ZM263 204V203H262ZM4 205H5V201H4V199L3 198H1L0 197V245H2L1 246V248H0V255L1 256H6V257H8V255L9 256H13L14 258H16L20 263H22V264H53V263H51V261H48V259L50 260L51 259V257H52V255L54 254V242H53V240H52V238H51V234H50V232H48L47 230H45L44 228H45V226H44V223H42L41 222V220H40V217H39V215H38V212H37V214H35V213H29V214H25V213H22V212H20V210H18V209H21V208H16V207H14V206H6L5 205V207H4ZM136 205H137V203H136ZM225 205V204H224ZM229 205V204H228ZM227 204H226V207L228 206ZM41 206V205H40ZM62 206H63V204H62ZM66 206V205H65ZM237 206V208H238V205H236ZM29 207V206H28ZM78 207V206H77ZM224 207V206H223ZM229 207V206H228ZM231 207H233V206H231ZM240 208V207H239ZM76 209V208H75ZM100 209V208H99ZM21 210H23V209H21ZM32 210V209H31ZM177 210V209H176ZM243 210V209H242ZM19 211V212H18ZM28 211V210H27ZM34 211V210H33ZM79 211H80V209H79ZM103 212V211H102ZM105 212V211H104ZM118 212V210L117 211H112V212H110L109 214H105V215H100V216H98V218H103V219H106V218H108V220H110L111 222L112 221H116L117 222V224L119 225V226H127V222L129 221V220H131V215L130 214H122V215H120V214H118L117 213ZM227 212V211H226ZM64 213H67L66 211L64 212ZM132 213V212H131ZM166 218L168 217L169 219H170V222H172V223H170L171 224V226L172 225H174V224H176L178 221H180V223H178V224H180L179 225V229L180 228H185V226L188 224V223H190V222H192V221H194V220H198V221H200L199 219H201L200 218V215L198 214V215H194V214H188L189 216L188 217H186V219L184 218L183 220H182V218L183 217H179V214H177L176 213V211H174V210H166ZM181 213V212H180ZM57 214V215H58ZM95 214V213H94ZM66 216H67V214H65ZM209 215V214H208ZM43 217V216H42ZM93 217V216H92ZM92 217H91V220H92ZM204 217V216H203ZM95 218V217H94ZM67 219H69V218H67ZM262 219V218H261ZM46 220V219H45ZM95 220V219H94ZM185 220V221H184ZM89 222H91L90 220H88ZM95 222V221H94ZM210 222V221H209ZM212 222V221H211ZM87 223V222H86ZM85 223V224H86ZM130 223V222H129ZM204 223V222H203ZM203 223H200L199 222V224H198V226L196 227V228H192L191 229V231L190 230H188L189 232H187L186 231V233L189 235V236H191V235H194V234H198L200 231H206V229L207 230H209V229H211L209 226L211 225H209V223H208V225H207V223L205 222L204 224ZM48 224V223H47ZM53 224V223H52ZM67 224V223H66ZM68 224H70V226H71V222H69ZM214 224V223H213ZM65 225V224H64ZM73 226H74V224H72ZM53 226V225H52ZM56 226V225H55ZM54 227V226H53ZM68 227V226H67ZM207 227H209V228H207ZM46 228H47V226H46ZM64 228V227H63ZM62 228V229H63ZM55 229H57V228H55ZM71 229H73V228H71ZM77 229V228H76ZM125 229V228H124ZM128 229V228H127ZM49 230V229H48ZM51 230V229H50ZM54 230V229H53ZM106 230V229H105ZM184 230V229H183ZM212 230V229H211ZM55 231H57V230H55ZM61 231V230H60ZM73 231H75L74 229H73ZM104 231V230H103ZM102 231V232H103ZM124 231V230H123ZM129 231V230H128ZM178 231V230H177ZM179 231H182V230H179ZM242 231V230H241ZM67 232V231H66ZM71 232V231H70ZM83 232V231H82ZM108 232H110V231H108ZM107 232V233H108ZM174 232V231H173ZM53 233V232H52ZM55 233V232H54ZM105 233V232H104ZM164 233V232H163ZM253 233V232H252ZM61 234V233H60ZM63 234H64V232H63ZM74 234V233H73ZM98 234V233H97ZM110 234V233H109ZM176 234V233H175ZM53 235V234H52ZM54 235H56V233L54 234ZM99 236V235H98ZM223 236H225V235H220V234H218L217 235V237H216V239H217V243H219V244H221V243H224L225 244V242H227V245H229V246H234L235 244H237V246L239 247V244H238V242H236V241H234V237H233V239L231 238V240H229V239H227V238H225V237H223ZM231 236V235H230ZM247 236V235H246ZM56 237V236H55ZM60 237V236H59ZM102 237V236H101ZM106 237V236H105ZM129 237V236H128ZM133 237V236H132ZM212 237V236H211ZM61 238V237H60ZM181 238V237H180ZM102 239H104V238H102ZM107 239V238H106ZM156 239V238H155ZM98 240V239H97ZM99 240H101V238L99 239ZM137 240V239H136ZM136 240H134L135 242H133V243H135L136 244ZM158 240V239H157ZM176 240V239H175ZM179 240V239H178ZM37 241H43L42 243H44L43 244V246L41 245V246H39L40 245V243H38L37 244ZM62 241V240H61ZM104 241V240H103ZM103 241H102V243H103ZM160 241H161V239H160ZM164 241V240H163ZM180 241V240H179ZM204 241V240H203ZM68 242V241H67ZM69 242H70V240H69ZM101 242V241H100ZM143 242V241H142ZM187 242V241H186ZM18 243H19V245H21L22 246V248L20 249L19 247H17L18 246ZM24 243H26V244H24ZM105 243V242H104ZM138 243V242H137ZM153 243V242H152ZM173 243V242H172ZM175 243V242H174ZM177 243H179L178 241H177ZM192 243V242H191ZM195 243H198L197 241H194L193 243H192V245L190 246V249H189V251L187 252L188 254H186V258H184L183 259V256H182V254H183V251H184V247L182 248L183 250L182 251H180L179 249H177L175 252H177V253H173V254H170V251H169V249H165L164 250V248H162L163 250H161L160 251V253H159V255H158V259L156 260V262H155V264H196V261L198 260V258H197V256H198V249H196V247L195 246H197ZM216 243V244H217ZM59 244V243H58ZM134 244V245H135ZM193 244L195 245V246H193ZM88 246H89V244H87ZM104 245V244H103ZM153 245V244H152ZM171 245V244H170ZM175 244H173V246H174ZM200 245V244H199ZM198 245V246H199ZM218 245V244H217ZM226 245V244H225ZM241 245V244H240ZM24 246V247H23ZM27 246V247H26ZM105 246H107V245H105ZM104 246V247H105ZM179 246V245H178ZM63 247V246H62ZM66 247V246H65ZM65 247H64V249H65ZM103 247V248H104ZM169 247V246H168ZM172 247V246H171ZM176 247H177V245H176ZM219 247V246H218ZM238 247H236L235 248V251L236 252H238ZM30 248H32V249H36V250H31L30 251ZM71 248V247H70ZM106 248V247H105ZM137 248H138V246H137ZM173 248V247H172ZM175 248V247H174ZM223 248V247H222ZM38 249L40 250V251H38ZM82 249H83V247H82ZM142 249V248H141ZM146 249V248H145ZM145 249H143V250H145ZM251 249V248H250ZM253 249V248H252ZM66 250V249H65ZM86 250V249H85ZM89 250V249H88ZM168 250V251H167ZM221 250V247H219V251ZM224 250V249H223ZM223 250H221V251H223ZM63 250L61 249V251L60 252H62ZM146 251V250H145ZM164 251V252H163ZM214 251V250H213ZM213 251H211V252H213ZM225 251V253H224V256L228 259H230L231 260V264H259V263H254V261L252 260V256H251V253H247V257L245 258V257H241L242 259H241V261H239V260H235V251H234V249H230V250H224ZM243 251V250H242ZM247 251V250H246ZM259 251V250H258ZM59 252V253H60ZM155 252H157V251H155ZM210 252V253H211ZM253 252H255V251H253ZM63 253V252H62ZM73 253H75V252H73V251H69V250H67L66 252H64V254L65 255H63V254H61L60 253V257L58 258V260H60V264H80V262H79V259H77L78 258V256L76 257L75 255H73ZM143 253V252H142ZM214 253V252H213ZM208 254V253H207ZM218 254H220V252L219 253H217L216 255L218 256ZM254 254V253H253ZM146 255V254H145ZM206 255V254H205ZM209 255V254H208ZM215 255V256H216ZM56 256V255H55ZM59 256V255H58ZM58 256H56V257H58ZM81 256V255H80ZM80 256H79V258H80ZM223 256V255H222ZM223 256V257H224ZM6 257H4V258H6ZM92 257V256H91ZM207 257V256H206ZM53 258V257H52ZM55 258V257H54ZM53 258V259H54ZM143 258V257H142ZM146 258V257H145ZM144 258V259H145ZM202 258V257H201ZM211 258V257H210ZM217 258H219V260H217L216 262H210V261H204L203 262V264H227L225 261H223L222 260V257L221 256H219V257H217ZM262 258V257H261ZM15 259V260H16ZM84 260H85V258H83ZM94 259V258H93ZM203 259V258H202ZM212 259V258H211ZM214 259V258H213ZM5 260V259H4ZM9 260H11V259H9ZM8 260V261H9ZM214 260H216V259H214ZM263 260V259H262ZM13 261V260H12ZM11 262V261H10ZM17 262V261H16ZM18 262V263H19ZM58 262V261H57ZM139 262V261H138ZM12 263V262H11ZM17 263V264H18ZM0 264H9L8 262H3V261H0ZM15 264V263H14ZM55 264H56V260H55ZM264 264V263H263Z\"/></svg>",
	"mask_w": 264,
	"mask_h": 264
}]
</instances>
